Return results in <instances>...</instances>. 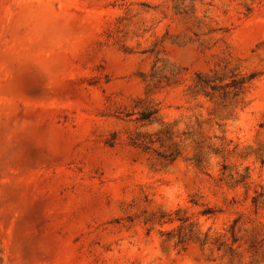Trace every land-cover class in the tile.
<instances>
[{
	"label": "rangeland",
	"instance_id": "obj_1",
	"mask_svg": "<svg viewBox=\"0 0 264 264\" xmlns=\"http://www.w3.org/2000/svg\"><path fill=\"white\" fill-rule=\"evenodd\" d=\"M0 264H264V0H0Z\"/></svg>",
	"mask_w": 264,
	"mask_h": 264
}]
</instances>
